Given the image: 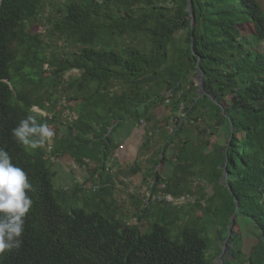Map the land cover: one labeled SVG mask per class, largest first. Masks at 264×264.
<instances>
[{
  "label": "trees",
  "instance_id": "1",
  "mask_svg": "<svg viewBox=\"0 0 264 264\" xmlns=\"http://www.w3.org/2000/svg\"><path fill=\"white\" fill-rule=\"evenodd\" d=\"M47 1L51 6L52 0H0V148L36 188L29 193L33 205L22 247L0 256V264H212L210 220L222 224L227 238L223 264H231L238 252L240 264H264L262 5L257 0H191L189 10V0H63L51 12ZM44 19L48 33L79 49L62 58L49 56L44 33L32 30ZM241 24L251 28L256 49L241 36ZM199 71L201 96L190 80ZM72 72L76 76L68 78ZM116 83L121 91L114 93ZM46 85L55 91L61 85L60 92L75 102L77 116L53 139L50 153L25 151L10 132L33 106L50 111L46 101L55 99ZM157 103L167 105L159 125H174L147 173L151 196L134 213L138 223L130 224L120 212L108 175L99 176L107 188L92 192L80 184L54 187L52 156H76L99 142L96 162L103 168L115 128L149 119ZM56 119V113L38 118L48 125ZM153 134L146 132L143 149ZM212 136L216 141L210 144ZM167 148L174 166L165 177ZM225 171L227 179L221 182ZM194 178L202 184L193 191ZM168 194L196 197L184 206L167 201ZM152 197L161 199L153 202ZM234 212L255 235L248 253L241 250ZM142 219L148 220L145 231Z\"/></svg>",
  "mask_w": 264,
  "mask_h": 264
},
{
  "label": "rangeland",
  "instance_id": "2",
  "mask_svg": "<svg viewBox=\"0 0 264 264\" xmlns=\"http://www.w3.org/2000/svg\"><path fill=\"white\" fill-rule=\"evenodd\" d=\"M59 1L63 0H52V5L50 6L46 4V8L51 7V12H55V9L59 3ZM263 7L264 10V0H257ZM46 18V16H44ZM241 36L247 40L249 43L248 46H250L252 49H256L257 46L255 45V42L253 40V33L251 28L248 24H241ZM33 31H41L43 34V38L45 40V44L47 47V54L51 57L56 56L57 58L65 57L69 54H71L73 51H76L79 49L78 46H76L72 42H65L60 35L57 34H50L48 33V22L44 19V22L41 23V25H35L32 28ZM146 37H140V44H142V47L145 46ZM145 40V41H144ZM76 72H72V74L68 75V78L71 76H76ZM192 81H194L195 85H197V79L196 74L192 73V76L190 77ZM65 84H62V88ZM61 86V85H60ZM60 86L56 87L57 90H54V87L46 85L47 92H52L54 94L55 100H47L46 103L50 108L49 110H43L45 115H57V119L55 124H49L48 126L52 128L55 132L56 139H59V136L63 135L66 129V126L69 122H71L74 118H76V110H75V102L69 101V94L66 92H60L62 89ZM27 88L29 86H26ZM55 88V89H56ZM121 91L120 86L116 83L113 88L112 92L117 93ZM165 92V91H164ZM69 95V96H68ZM167 105L164 103H157L150 107L149 109V119L148 117H144L143 123H140L141 126L139 127L138 135L135 133L128 139L131 140L133 143L135 139H138L141 141L142 138H146L145 134L148 130L153 131V138H152V144L151 148L148 150L143 149L138 151V154L136 151L124 148L123 144H119V148H122L121 150L125 152L124 156L118 155L122 160L121 162L115 161V156L118 154V151L111 152L113 155L109 161L105 162V165L101 167H98L99 164L96 162L97 155L99 153L98 147L102 146L99 142L96 143L95 147H82L80 151L76 154V156L72 155H63L59 156L58 158L52 156L53 163L51 165L52 171L55 172L52 177V182L54 187L60 189V188H70L73 187L75 184H80L82 188L87 192H92V190L101 188L106 186L107 183L105 182L103 185L102 183H99L100 177H107L110 176V181L108 182L109 186L112 189L114 198L119 205V210L126 219L127 222L130 224L138 223V219L136 220L135 212H139L142 206V202H145L149 196H151L150 193V187L152 182V177L149 174H144L143 169L149 168V170H152L154 168V164L157 161L156 160V154H158L157 145L160 147L163 145L165 141V135L168 132H171V129H173V125H169L167 128H163V126H160L159 122H162L164 124V118L166 116V107ZM55 111V112H54ZM58 113V114H57ZM140 121H138L139 123ZM135 120H130L129 122L118 126L113 131V141H122L124 138L126 139L127 135L130 133L134 126H136ZM159 125V126H158ZM160 128V129H158ZM163 128V129H162ZM145 133V134H144ZM129 134V135H130ZM53 138V139H54ZM144 141V140H143ZM209 141V139H208ZM216 141V137L212 136L211 141L209 143H213ZM53 142V140H52ZM197 142V141H196ZM122 143V142H121ZM124 143V142H123ZM55 144V143H54ZM53 144V146H54ZM57 144V142H56ZM137 145V141H136ZM126 147V146H125ZM51 152L48 148V145L44 148ZM127 150L130 152L129 155L127 154ZM155 151L154 154H150V152ZM167 158L169 157V161H165V166L163 167V171L161 172L162 175L167 177L173 168V162H172V156L171 155V148H167ZM122 157L124 159H122ZM84 161V162H81ZM138 166V171H134V167ZM160 168V166H158ZM97 174H90L92 170H95ZM142 173L144 176H142ZM99 174V175H98ZM195 179V180H194ZM191 183V189L194 191L195 189H198V186L202 184V181L200 179L194 178ZM165 183V182H164ZM169 195V194H168ZM167 196V195H166ZM196 197V194H189L185 196H180L178 198H174L173 201L176 205H183L187 206L186 204L191 203L194 201ZM153 198V197H152ZM158 199H161L160 197L153 198V202H156ZM139 200L141 201V204L139 203ZM107 201V200H106ZM79 205H82V202H78ZM198 215H201V212L197 213ZM148 220L142 219V222L139 223L140 228L142 231H145L148 227ZM233 221L236 224L235 231L240 232L241 231V238H242V244H240L241 250L245 253H248L250 248L255 242V235L251 233V226L246 223L244 224L243 220L239 217L234 216ZM231 226V225H230ZM229 226V227H230ZM208 236L210 239L209 242V248H208V257L212 259V264H218L219 262V256L223 247V241H225L224 234L222 232V224L218 223L217 220H210V223L208 224ZM229 247V246H228ZM240 249L239 247H237ZM235 248V251L238 252V249ZM242 259V256L240 252L236 253L234 258L232 259L231 264H240V261Z\"/></svg>",
  "mask_w": 264,
  "mask_h": 264
},
{
  "label": "clouds",
  "instance_id": "3",
  "mask_svg": "<svg viewBox=\"0 0 264 264\" xmlns=\"http://www.w3.org/2000/svg\"><path fill=\"white\" fill-rule=\"evenodd\" d=\"M38 118L44 119L46 115L33 106L27 117L11 129L12 139L25 151L43 149L55 136L54 130ZM35 192L28 174L13 164L9 153L0 148V256L22 247L25 220L33 205L29 193Z\"/></svg>",
  "mask_w": 264,
  "mask_h": 264
},
{
  "label": "crops",
  "instance_id": "4",
  "mask_svg": "<svg viewBox=\"0 0 264 264\" xmlns=\"http://www.w3.org/2000/svg\"><path fill=\"white\" fill-rule=\"evenodd\" d=\"M137 123H136V126H134V128L132 129V131H131V134L129 135H127V137H126V139L124 138V140H122V141H113V146H112V152H114V151H118V154L115 156L116 158H115V161L117 160V161H119V162H121L122 160H120L121 158L118 156V155H120V156H124L125 155V152H123L121 149L122 148H119L118 146H119V144H123L124 145V148H126V149H129L130 151H132V150H134V151H136V153L138 154V151H140V150H142L143 149V144H144V138H142L141 139V141H139L138 139H135L134 140V142L135 143H133L131 140H129L128 138L129 137H131L132 135H134L135 133L138 135V132H135L136 130L137 131H139V127L141 126V124H140V122L138 123V121L139 120H135ZM142 127V126H141ZM145 134V133H144ZM112 135H113V133H112ZM135 136V135H134ZM112 139H113V137H112ZM136 141H137V145H136ZM122 142V143H121ZM124 142V143H123ZM151 144H152V142H151ZM151 144H150V146H148V148L146 149V150H148L149 148H151ZM126 146V147H125ZM145 149V148H144ZM144 149H143V151H144ZM157 149H159V145H157ZM129 151L127 150V154L129 155ZM155 153V151H152V152H150V154H154ZM113 155L111 154V156H110V158L112 157ZM122 159H124L123 157H122ZM135 167H138V166H135ZM138 170H140V169H138ZM137 170V171H138ZM150 170H149V168L147 169V168H145V169H143V173L144 174H146V173H148ZM142 173V176H144V174Z\"/></svg>",
  "mask_w": 264,
  "mask_h": 264
},
{
  "label": "water",
  "instance_id": "5",
  "mask_svg": "<svg viewBox=\"0 0 264 264\" xmlns=\"http://www.w3.org/2000/svg\"><path fill=\"white\" fill-rule=\"evenodd\" d=\"M190 4H191V0L188 1V9L190 10ZM196 79H197V86H198V93L201 95L204 94V88H203V81H202V72L199 71L197 74H196ZM232 130V129H231ZM227 179V172L225 171L224 174L222 175V177L220 178V181L222 182L223 180H226ZM236 215V212H234L231 216V220H233L234 216ZM230 234V231L228 232V236ZM227 239V238H226ZM223 241V247H222V250H221V253H220V260H221V264H223V255L225 254H228L229 253V245L227 243V241Z\"/></svg>",
  "mask_w": 264,
  "mask_h": 264
},
{
  "label": "built area",
  "instance_id": "6",
  "mask_svg": "<svg viewBox=\"0 0 264 264\" xmlns=\"http://www.w3.org/2000/svg\"><path fill=\"white\" fill-rule=\"evenodd\" d=\"M166 102H168V100H166ZM182 108H183V104L180 105V109H182ZM140 123H143V120H140ZM51 147H52V142H51L50 145H48V148H49V149H51ZM165 199H166L167 201H170V202H173V201L175 200L171 195H167V196H165Z\"/></svg>",
  "mask_w": 264,
  "mask_h": 264
}]
</instances>
